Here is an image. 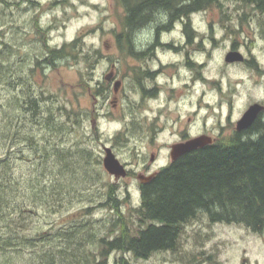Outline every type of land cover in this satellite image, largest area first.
I'll return each mask as SVG.
<instances>
[{"label":"trees","instance_id":"obj_1","mask_svg":"<svg viewBox=\"0 0 264 264\" xmlns=\"http://www.w3.org/2000/svg\"><path fill=\"white\" fill-rule=\"evenodd\" d=\"M238 1L264 7V0ZM29 2L36 5L33 0ZM215 3L219 4L220 0H115L120 9L116 14V47L123 51L131 30L135 31L143 22L161 18L165 12V15L170 13V19L179 18L190 8ZM15 4L16 0H0V21L6 18L5 9ZM31 28L41 45H37L40 52L39 49L35 52V58L18 54L19 47L0 30V264L26 261L27 264H136L124 254L137 260L147 259L156 251L174 250L185 225L199 213H204L211 222L241 224L264 234V124L259 119L245 136L240 133L224 138L162 167L141 187L139 205L127 214L120 207L115 188L109 186L107 194L112 215L101 235L97 234L100 228H94L87 219L52 226L51 232L26 234L25 221L30 207L23 203L58 208L63 202L61 191L68 190L65 183L48 190L45 180L41 179L44 170L76 174L75 164L79 170H87L93 156L85 147L76 152L57 146L44 151L37 147L40 166L33 168L31 175L18 177L14 175L17 153L10 149L20 131L14 123L21 118L23 124L26 117L29 123L38 117L40 120L36 122L43 130L59 133L61 137L84 123L89 118L87 112L84 115L80 110L60 109L64 119L52 113L43 101L45 93L35 92L33 77L40 66H50L56 60L80 56V60L92 62L93 53H98L90 49L80 35L59 47L51 46L47 37L50 27L40 24L36 14ZM27 60L30 61L28 67ZM16 85L19 91H12ZM29 143L35 145L32 140ZM95 160L97 165L101 163L100 158ZM86 179V176L82 178ZM45 195L47 199L43 198ZM90 209L83 208L84 214H89ZM49 238L53 241L47 246L36 244L47 242ZM88 243L94 248L90 249ZM24 248L29 249L28 259L21 256ZM117 252L122 254L110 259V255Z\"/></svg>","mask_w":264,"mask_h":264},{"label":"rangeland","instance_id":"obj_2","mask_svg":"<svg viewBox=\"0 0 264 264\" xmlns=\"http://www.w3.org/2000/svg\"><path fill=\"white\" fill-rule=\"evenodd\" d=\"M33 1L36 5L30 3L29 0H16L14 6L5 9V12H7L6 18L0 21V30L3 31L5 37L12 39L14 45L19 47L17 53L22 54L23 57L35 58L34 54L39 49L37 48V45H40L39 37L35 34V30L31 28V21L35 14L40 24L50 27L47 37L51 46L59 47L64 42H69L80 35L84 43L92 50L108 53L109 55L120 53L116 47L114 36L115 31L118 29L116 14L120 10L115 5V0ZM234 1L220 0L221 3L225 4H233ZM212 5H216V3ZM211 9L206 12L207 16L205 17L209 24L202 22L197 27L202 33L214 36L220 45L218 49L211 50L213 45L211 43L206 44V48L211 51L208 71L205 73L208 84L196 88V85L199 84L195 83L194 89L183 87L187 83L188 72L184 69L179 70L180 79L175 84L174 100L176 103L173 106L176 111L173 112L169 120L176 117L181 122H185L186 115L190 113L189 109L191 106L195 107L197 103V93L202 90V93L207 92L210 106L207 129L209 134L216 135L220 125L224 127L232 126V124L227 123V120L235 125V121L240 118L246 109L247 100L245 97L243 98L241 87L234 86L232 80L233 77L239 75V70L236 67H221L223 63L221 54L224 45L219 43L220 36L229 32L222 26L225 18L217 7L213 11ZM242 28L243 32L237 33L236 36L246 34L244 30L247 29V23ZM237 29H241V27ZM170 35L174 38L175 44L181 49L176 50V53L172 52L162 57L176 61L177 64H183V53L187 49L186 47L183 48L180 27L176 26L175 32ZM143 38L142 34L137 35V42H141ZM226 44H228V41ZM102 57L104 58V56ZM112 57L117 58L120 56L113 54ZM103 58L99 60V65L95 67V62L92 64L90 60H80V56L79 58L68 57L65 60H56L50 66H40L38 71L34 73V90L38 93H45L46 99L43 101L49 105L52 113L64 119L60 109L69 108L80 110L81 114L84 115L87 112L89 118L80 126L68 131L63 137L58 136L59 133L54 134L43 130L42 125L36 122L40 120L38 117H36L37 119L34 118L33 121H29V123V118L26 117L23 124L20 118L19 122L14 123L15 128L20 130L19 134L10 148L17 153L14 175L25 178L31 175L33 168L40 166V160L37 158V147L44 151L57 146L63 150L71 148L75 152L77 149L80 151L81 148L85 147L91 151L93 161L88 165L87 170H79L76 164L74 167L72 166L73 170L78 171L76 174H55L53 171L44 170L41 179L45 180V186L48 190L54 186H60L61 183H65L63 185L67 186L68 190L61 191L60 195L63 202L58 208L53 209V207H48V204L43 205L42 203H23L30 207L28 208L30 212H27V220L25 221L27 228L24 232L26 234L38 233V231L51 232L52 226H65L68 221L73 219L75 221L90 220L94 228H100L97 234H103L105 231L104 226L107 225L110 214L112 215L107 194L109 186L115 188V195L120 201V207L126 214L140 203L134 181L122 177L115 179L104 170L102 166L103 146L112 147L118 159L122 163L128 164L127 168H132L138 172L142 162L149 163V154L155 145L171 142L175 139L174 136L166 132L156 139L150 140L141 133L136 124L123 121L118 116L121 112L115 109L112 110L109 105L102 108L100 105L99 108L95 107L96 111L102 113V115L94 114L96 122L92 123L90 119L91 111L95 113V108L92 107L94 104L90 98V86L93 84L91 76L94 75V71L95 75L98 76L106 67H109L106 59ZM29 64L30 61L27 60L26 66L28 67ZM116 67L120 68V65ZM217 78L220 79V82L215 80ZM240 78H245L243 72L240 74ZM228 83L232 86H229ZM13 88L12 91H19L17 85ZM233 88H235V94L232 97V106H228L225 102L219 104L221 100L219 93L227 95ZM191 91L193 105L183 104L184 99ZM260 94L264 96L262 91H260ZM40 95L43 94L40 93ZM95 104L97 103L95 102ZM103 111H111L112 114L104 115ZM201 121L196 118L193 122L194 125L191 124L192 128L199 127ZM226 133L228 132L222 134ZM22 137L26 140H19ZM29 140L35 142V145L32 146ZM165 151L166 149L163 150L160 160L156 162L157 165L165 164L167 161ZM99 158L101 163L99 162L97 165L95 159ZM150 168L156 169L157 166L152 164ZM85 176L88 179L83 181L82 178ZM33 186H38V184ZM50 194L47 193V195ZM43 198L47 199V196L45 195ZM46 201L43 200L42 202ZM106 203L108 204L105 205ZM54 204L56 205V200ZM87 207H91L90 213L84 214L83 208ZM49 241H53V239L49 238L47 242L45 240L36 242V244L47 246ZM87 246L90 249L94 248L89 243ZM28 252L29 249L24 248L21 251V256L28 259ZM121 254L122 252L112 253L110 259ZM124 255L136 264H264V234L254 232L241 224L211 222L204 213H199L194 220L185 225L178 245L174 250L156 251L147 259L136 260L131 259L129 254ZM27 262L21 264H27Z\"/></svg>","mask_w":264,"mask_h":264},{"label":"flooded vegetation","instance_id":"obj_3","mask_svg":"<svg viewBox=\"0 0 264 264\" xmlns=\"http://www.w3.org/2000/svg\"><path fill=\"white\" fill-rule=\"evenodd\" d=\"M210 6L203 4L190 8L186 10L185 18L180 15L179 18L170 19V13H168L161 18L143 22L135 28V31L131 30V37L127 38L124 50L120 53H112L111 55L101 52L93 53L92 64L95 62V67L99 65V60L103 58L102 56H104V60L106 59L109 67H106L98 76L95 75V71L94 75L91 76L93 84L90 86V98L94 104L92 107L99 108L100 105L102 108L109 105L112 110H119L121 113L118 116L123 121L136 124L141 133L150 140H154L166 132L175 137L171 142L155 145L153 150L150 151L149 163H146V161L142 162L138 172L132 168H127L128 164L123 163L126 168V175L122 178L134 181L139 197L141 187L150 182L162 167L176 162L187 153L200 151L204 147L211 145L205 144L198 147V149L196 148L197 150H191L172 159V144L184 142L200 135H210L214 139L213 143H215L240 133L243 136L251 133L250 129L256 119H259L264 124V96L260 94V91L264 94V7L254 3L251 5L241 3L238 0H235L233 4L220 2ZM216 7L225 18L222 26L229 32L220 36L219 43L224 45L223 53L221 54L223 61L221 67H236L239 70V75L233 77L232 80L234 86L241 87L243 98L245 97L247 100L246 109L256 103L263 106V109L260 110L255 120L246 128L237 130V120L235 125L227 120V123L229 125L232 124V126L224 127L220 125L219 131L214 135L213 133L209 134L207 129L210 106L207 92L202 93V90L197 93V103L195 107L191 106L189 109L190 113L186 115L185 122H181L176 117L172 120H169V118L176 111L173 106L176 103L174 100L175 84L180 79L179 70L184 69L188 72L187 83L183 87L194 89L195 83L199 84L196 85V88L197 86L208 84L205 73L208 71L211 51L206 48V44L211 43L213 45L211 50L218 49L220 45L214 36L202 33L197 27L202 22L209 24L205 18L207 16L206 12L211 8L213 11ZM246 23L247 29L244 30L246 34L236 36L237 33L243 32L242 26ZM176 26L180 27V38H183V48L186 47L187 49L183 53V64H177L176 61L162 57L165 54L176 53V50L181 49L175 44L174 38L170 35L175 32ZM238 27H241V29H237ZM126 31L128 32V28H126ZM140 34L144 38L141 42H137V35ZM227 41L228 44H226ZM229 52H237L239 55H236V57L239 58L227 61L226 56ZM113 54L120 57L113 58ZM117 65H120V68L116 67ZM241 72L245 74L243 79L240 78ZM215 80L220 82L218 78ZM116 81L120 83L119 86H115ZM228 84L232 86L230 83ZM115 87L117 90H115ZM212 88L214 89V87ZM234 90L235 88L228 92L227 95L219 93L221 99L219 104L225 102L228 106H232ZM181 94L183 95L184 93ZM191 96L192 91L184 99L183 104L193 105ZM96 108L95 113L91 111L90 119L92 123L96 122L94 114L102 115V113L96 111ZM103 113L104 115L112 114L111 111H103ZM177 116L179 117V115ZM196 118H199L200 121L202 119V121L199 127L193 129L191 124L194 125L193 122ZM228 118L230 117L228 116ZM226 131L228 133L223 135L222 133ZM164 149H166L167 161L165 164L157 165L156 162L160 160L159 158ZM151 155L154 157L153 161H150ZM152 164L156 165L157 168L151 169L150 166Z\"/></svg>","mask_w":264,"mask_h":264},{"label":"water","instance_id":"obj_4","mask_svg":"<svg viewBox=\"0 0 264 264\" xmlns=\"http://www.w3.org/2000/svg\"><path fill=\"white\" fill-rule=\"evenodd\" d=\"M237 52H229L226 56L227 61H232L239 57ZM119 82L116 81L115 86H119ZM115 90L116 87H115ZM263 109V106L260 104L250 105L242 114V116L236 122V129L240 130L249 126L257 117V114L260 110ZM214 139L210 135H200L191 139H188L184 142L174 143L171 146V157L172 159L177 158L178 156L194 150L198 147H201L205 144H212ZM104 156L102 157V166L104 170L112 175L115 179H119L126 175V168L123 163L115 155L114 151L109 146H103ZM153 155L150 157V161H153Z\"/></svg>","mask_w":264,"mask_h":264},{"label":"bare ground","instance_id":"obj_5","mask_svg":"<svg viewBox=\"0 0 264 264\" xmlns=\"http://www.w3.org/2000/svg\"><path fill=\"white\" fill-rule=\"evenodd\" d=\"M181 16H182V17H184V15H183V14H182ZM149 23H150V22H149ZM147 27H148V26H147ZM150 29H151V28H150ZM240 74H242V72H241ZM234 134H235V133H234ZM230 137H231V136H230ZM197 149H198V148H197ZM197 149H196V150H197ZM178 157H179V156H178ZM170 163H171V162H170Z\"/></svg>","mask_w":264,"mask_h":264}]
</instances>
